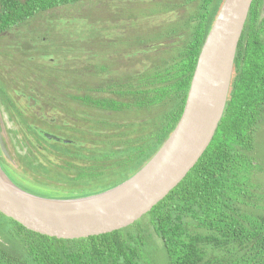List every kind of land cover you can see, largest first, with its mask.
Wrapping results in <instances>:
<instances>
[{
    "label": "trees",
    "instance_id": "trees-1",
    "mask_svg": "<svg viewBox=\"0 0 264 264\" xmlns=\"http://www.w3.org/2000/svg\"><path fill=\"white\" fill-rule=\"evenodd\" d=\"M78 1L0 0V34L27 24L23 28L31 29V43L40 44L36 43L39 33L32 28L43 22L35 18L55 8L74 15L77 9L71 6ZM223 1L186 0L190 13L167 23L171 27L180 21L184 28L164 35L165 43L131 47L133 51L108 48L101 52L105 57L100 61L87 62L91 69L85 68L84 75L95 78L84 79L71 89L81 91L77 99L84 109L105 114V119H92L81 110L82 124L90 126L82 131L96 136L99 131L107 137L104 143H109L115 155L123 151L117 163L127 168L118 179L102 183L105 178L77 197L103 192L132 177L171 134L181 116L201 46ZM110 23L120 29L119 21ZM128 116L133 120L125 119ZM263 117L264 0H253L237 44L222 118L209 146L178 185L129 227L81 239L40 235L0 213V264H141L151 231L162 242L167 264H264V191L256 178L264 171L255 157V136ZM114 118L125 121H106ZM133 122L140 124L139 131L130 128ZM110 125L119 131L117 135L130 132L134 136L117 148L112 135L105 132L111 130L107 129ZM96 145L91 149H97ZM91 149H79L84 160ZM20 188L42 198L67 199L58 191L51 196L36 188Z\"/></svg>",
    "mask_w": 264,
    "mask_h": 264
},
{
    "label": "water",
    "instance_id": "water-1",
    "mask_svg": "<svg viewBox=\"0 0 264 264\" xmlns=\"http://www.w3.org/2000/svg\"><path fill=\"white\" fill-rule=\"evenodd\" d=\"M252 2L223 1L201 46L179 121L137 173L103 192L61 199L18 188L0 167V213L31 232L56 239L119 231L146 215L186 176L215 134Z\"/></svg>",
    "mask_w": 264,
    "mask_h": 264
},
{
    "label": "rangeland",
    "instance_id": "rangeland-1",
    "mask_svg": "<svg viewBox=\"0 0 264 264\" xmlns=\"http://www.w3.org/2000/svg\"><path fill=\"white\" fill-rule=\"evenodd\" d=\"M82 1L84 0H80L71 6H76L77 10L73 12L75 13L74 15H67L68 9L55 8L51 11L43 12L35 18L37 23L40 21L43 22V25L33 28L31 25V28L33 32L39 33L36 43L44 45L56 44V48L60 46L65 51L66 116L74 118L79 110H85L90 113L92 119L93 117L98 118L97 120L105 119V114L96 113V111H92L89 108L84 109L81 105L74 103L73 96L74 94H79V91L69 90V87L72 88L74 85L81 84L84 79L93 80V78L90 79L92 75L90 77H85L86 75H84L86 73L84 71L85 68L91 69L87 62L89 60L93 62L100 61L105 57L104 53L101 52L105 51L104 49L108 50V48L110 51H119L125 48L130 49L131 47L133 49H141L143 46L152 47L153 44L156 46L157 43L165 40L164 35L181 31L184 28V23L180 21L171 27L167 23L173 22L175 16L182 18L181 16L188 15L191 10L185 4L186 0H85L86 2L80 3ZM179 6L182 7L180 8ZM171 7L174 8L171 9ZM58 16L63 18L56 20L55 18ZM50 20H54L55 24H52V21L49 22ZM117 21L121 24L117 23ZM110 22L117 23L121 31L116 29ZM101 23H104L105 26L99 27ZM157 25L158 28H156ZM25 26L27 24L22 25V27ZM119 36L122 37L118 38ZM130 51L133 50L130 49ZM79 55L80 59H75ZM131 55H134V53ZM54 64H57L56 59ZM107 66L109 65L107 64ZM126 69L129 71V65ZM33 82L35 87L38 86L36 78ZM71 106L76 109L79 108V110L76 111ZM125 116L122 115V117ZM125 119L133 120L129 116ZM123 120L114 118L106 121L109 123H111L110 121H117V124H121ZM66 122H68V119H66ZM93 123L95 121L91 122V124ZM130 128L139 131L141 127L140 124L133 122L130 124ZM107 129H111V125ZM127 131L126 129V133ZM105 132L109 136L112 135L110 139L114 138L117 148L122 141L124 142V140L134 136L130 132L127 133L128 136L117 135L119 131L114 129L105 130ZM96 134L97 136L86 135V140L81 137L77 142V145L80 146V140H82L83 146L87 145L88 149H90L93 145H96L95 140L99 141V144L96 145L98 146L97 149H91L85 160L81 151L73 146L66 147L61 143L51 146L52 149L59 151L57 154L61 155V164L60 166L47 165L45 168V170L48 169L46 176L50 179L45 181L51 185H56V182L57 191L63 195V198H75L82 191H91L95 188L94 184L97 187L99 182H102L105 178L106 180L102 183H107L115 178L118 179L127 168V166L123 167L122 164L119 165L117 163L123 156V151L118 150L115 155L109 143H104L108 138L99 134V131ZM50 156L51 153L48 152V157ZM255 157L262 167L261 170L264 171V117L255 136ZM131 161H135V159L133 158ZM58 176L62 181L57 179ZM256 178L259 184L263 186L262 190L264 191V173L256 174ZM49 194L51 196L55 195L52 192H49ZM0 228L2 227L0 226ZM140 263L167 264L162 242L152 231L145 239Z\"/></svg>",
    "mask_w": 264,
    "mask_h": 264
},
{
    "label": "flooded vegetation",
    "instance_id": "flooded-vegetation-1",
    "mask_svg": "<svg viewBox=\"0 0 264 264\" xmlns=\"http://www.w3.org/2000/svg\"><path fill=\"white\" fill-rule=\"evenodd\" d=\"M30 32L16 27L0 34V164L18 188L57 192L55 181L56 185L45 181L50 179L47 165L61 164L59 151L51 146L61 143L79 150L84 146L82 140L78 146V140L92 134L82 131L90 126L82 124L79 108L71 106L79 112L74 118L66 116L64 49L56 44L34 45ZM79 94H74L73 102L81 105Z\"/></svg>",
    "mask_w": 264,
    "mask_h": 264
},
{
    "label": "clouds",
    "instance_id": "clouds-1",
    "mask_svg": "<svg viewBox=\"0 0 264 264\" xmlns=\"http://www.w3.org/2000/svg\"><path fill=\"white\" fill-rule=\"evenodd\" d=\"M166 41H163V42H160V43H165ZM157 44H159V43H157ZM149 46H147V48H148ZM234 65V64H233Z\"/></svg>",
    "mask_w": 264,
    "mask_h": 264
},
{
    "label": "bare ground",
    "instance_id": "bare-ground-1",
    "mask_svg": "<svg viewBox=\"0 0 264 264\" xmlns=\"http://www.w3.org/2000/svg\"><path fill=\"white\" fill-rule=\"evenodd\" d=\"M153 27V26H152ZM109 89V88H108ZM105 91V90H104ZM107 92V91H106ZM61 156V155H60ZM65 157V156H64ZM78 166V165H77Z\"/></svg>",
    "mask_w": 264,
    "mask_h": 264
}]
</instances>
